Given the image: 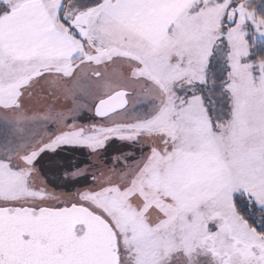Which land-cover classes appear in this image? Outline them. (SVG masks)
Wrapping results in <instances>:
<instances>
[{"label": "snow or ice", "instance_id": "1", "mask_svg": "<svg viewBox=\"0 0 264 264\" xmlns=\"http://www.w3.org/2000/svg\"><path fill=\"white\" fill-rule=\"evenodd\" d=\"M0 129V264H264V0H0Z\"/></svg>", "mask_w": 264, "mask_h": 264}, {"label": "rangeland", "instance_id": "2", "mask_svg": "<svg viewBox=\"0 0 264 264\" xmlns=\"http://www.w3.org/2000/svg\"><path fill=\"white\" fill-rule=\"evenodd\" d=\"M109 71H111V69ZM45 88L46 86L44 85L43 82L37 85L35 94L33 95L32 99L28 101V105L32 111H37V112L43 111L45 107L47 106V104L50 103V99L47 98L45 95V91H44ZM144 104H145L144 99H142L138 95L133 96V97H130L129 109L131 110L133 107H136V111L133 112L132 114L138 115V114H141L147 111V108L143 106ZM137 105L139 106L137 107ZM81 116L82 118H78L76 123L82 126H87L89 124L107 123L106 121H103L100 118H97L92 111H85L81 113ZM2 131L3 130L0 129V136H2ZM40 131H55V130L54 128L49 126L46 129H40ZM108 149L113 150V151L116 150L118 154L112 157H109V156L104 157L103 153H98L96 155H91L87 153L88 154L87 158L83 157L81 153H77L76 155L80 160H83L85 164H87L90 172H96V171H106L107 169L113 167L114 157L121 155L124 152L135 151L134 148H129L128 146L122 144L118 140L109 141ZM136 155H139V152H136ZM44 178L49 179L47 176ZM90 186H92V179L90 175L87 180L81 181L80 183L75 184L74 186L64 185L63 181H56L54 177L49 180V187L56 192H74L77 189H82V188L90 187Z\"/></svg>", "mask_w": 264, "mask_h": 264}, {"label": "trees", "instance_id": "3", "mask_svg": "<svg viewBox=\"0 0 264 264\" xmlns=\"http://www.w3.org/2000/svg\"><path fill=\"white\" fill-rule=\"evenodd\" d=\"M55 130V129H54ZM116 154H118V152L115 150V151H113V150H110V149H108L106 152H103V155H104V157L105 156H109V157H112V156H114V155H116ZM83 157H85V158H87L88 156V154H87V152H85L84 154H81ZM89 157H90V155H89ZM103 157V156H102Z\"/></svg>", "mask_w": 264, "mask_h": 264}, {"label": "water", "instance_id": "4", "mask_svg": "<svg viewBox=\"0 0 264 264\" xmlns=\"http://www.w3.org/2000/svg\"><path fill=\"white\" fill-rule=\"evenodd\" d=\"M129 104H130V100H129ZM98 118V117H97Z\"/></svg>", "mask_w": 264, "mask_h": 264}]
</instances>
